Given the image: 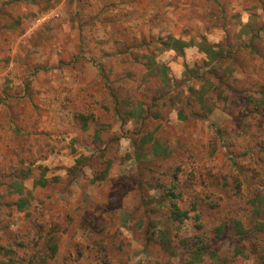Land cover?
<instances>
[{"label": "rangeland", "instance_id": "obj_1", "mask_svg": "<svg viewBox=\"0 0 264 264\" xmlns=\"http://www.w3.org/2000/svg\"><path fill=\"white\" fill-rule=\"evenodd\" d=\"M70 4L0 0L6 84L86 63L110 82L65 105L64 177L0 89V264H264V0Z\"/></svg>", "mask_w": 264, "mask_h": 264}, {"label": "crops", "instance_id": "obj_2", "mask_svg": "<svg viewBox=\"0 0 264 264\" xmlns=\"http://www.w3.org/2000/svg\"><path fill=\"white\" fill-rule=\"evenodd\" d=\"M78 1L79 0H63L64 3L71 2L72 5L70 4V7L73 9H75V5L73 6V4H77ZM90 1L93 2L92 6L94 9H99L103 6L115 3L119 4L120 6V4L125 0ZM165 1L173 2L174 0ZM74 35L75 33H72L71 43H68L72 47L71 51H75V47L78 44H76V40H74ZM66 36L68 35L63 34L59 42L65 40ZM109 37L108 35H104L103 38L108 39ZM53 48L55 49V47ZM62 51V48L58 51V53L55 51L51 55L52 58H62L64 55H66V53L63 54ZM101 51V49L94 51V53H91V56L93 55L101 57L105 55V52H108L107 48H104L105 52ZM115 52L117 53V51ZM110 53L111 56H114V50L111 49ZM105 63L110 64L107 59L105 60ZM111 68H116V66L109 65L106 72L110 73ZM114 72L120 73V78L126 76V73H124L126 71L122 67L114 70ZM102 74L103 73L101 72V70L98 71V69L95 68L91 63H86L84 66L72 64L70 66L64 67L59 65L53 66V64H49L46 67V70L43 69L37 71V73L35 74V78L31 79V82L29 81L28 83H26L20 80L11 84H6L5 76L7 77V75H14V73H10L8 71L0 73V89L2 91L8 88H10L11 90L14 89L19 91L17 95L7 98L11 103H21L25 106L24 108L17 110L21 112V115L23 114L26 116H32V122L29 123V127H38L35 128V131H38V133L40 134L39 136H34L33 134H31L30 138L31 140L35 138L40 139L39 143H42L45 149V157L42 158V162L44 163L45 167H49L56 176L60 175L61 177H64V170H67V168L63 165L65 161H69V157H72L70 154L68 155L69 148H67V146L65 145H67L66 143L74 139V137H77L79 135L78 132L74 129V127H76L74 124L78 125L77 122H73V119L65 116V105L71 104L74 102V100L79 99L81 97V91H84L85 94L88 88H90L88 90L90 93L88 96L98 100V91L100 90L98 85L110 84L108 79L103 77ZM85 96L87 95L85 94ZM0 109L4 111V113H6L8 108L2 107V105H0ZM20 122V125L24 124V122ZM69 124L71 125L72 130L68 133ZM37 139L35 140V142H38ZM8 144L9 143L7 140L2 139L0 142L1 147H6ZM71 145H73V140L71 141ZM66 158L67 160H64ZM2 159L3 156H1L0 153V162ZM55 165L59 166L56 167Z\"/></svg>", "mask_w": 264, "mask_h": 264}, {"label": "trees", "instance_id": "obj_3", "mask_svg": "<svg viewBox=\"0 0 264 264\" xmlns=\"http://www.w3.org/2000/svg\"><path fill=\"white\" fill-rule=\"evenodd\" d=\"M176 44H179L180 42L179 41H176V40H173ZM215 48H220V46H208L207 50L205 49L206 53L211 56L212 54H214L215 56L218 55L217 52H214L212 51V49H215ZM21 203H24V200L23 202ZM185 213H181L180 211H175L174 215H175V219H179L182 215H184Z\"/></svg>", "mask_w": 264, "mask_h": 264}]
</instances>
